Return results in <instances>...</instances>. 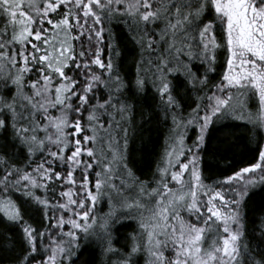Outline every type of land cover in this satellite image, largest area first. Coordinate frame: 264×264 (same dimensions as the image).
<instances>
[{
	"label": "snow or ice",
	"instance_id": "obj_1",
	"mask_svg": "<svg viewBox=\"0 0 264 264\" xmlns=\"http://www.w3.org/2000/svg\"><path fill=\"white\" fill-rule=\"evenodd\" d=\"M137 111L169 127L155 187L129 156ZM240 127L264 142V0H0V264H77L89 241L107 264H264V206L256 248L246 229L264 148L215 185L201 170L206 138ZM125 220L139 232L118 248Z\"/></svg>",
	"mask_w": 264,
	"mask_h": 264
},
{
	"label": "trees",
	"instance_id": "obj_2",
	"mask_svg": "<svg viewBox=\"0 0 264 264\" xmlns=\"http://www.w3.org/2000/svg\"><path fill=\"white\" fill-rule=\"evenodd\" d=\"M114 31L127 44L126 26L117 28L114 26ZM222 36V33L220 34ZM219 38V37H218ZM223 42V41H221ZM121 56L123 57V75H134L137 71L136 64L139 61L137 50L133 49L131 44H128L127 49L122 48ZM219 55L217 64L222 65L225 61L223 49L218 50ZM223 67H217V72H222ZM102 71V70H101ZM214 82L219 81V77L215 74L211 76ZM149 103L151 101H148ZM249 109L255 113L258 111L257 101L253 97L249 100ZM87 113L84 114V122L86 123ZM139 111L135 115V120L130 127L128 151L130 159L133 161L134 170L136 174L143 180L153 181L159 179L158 167L162 166L165 158V153L170 146L169 127L163 123H157L155 120L151 124H144ZM238 123V122H236ZM219 127V125H217ZM198 133V128H192L188 132V143L195 140ZM83 135V134H82ZM264 147V142L259 141V138H253L251 133L246 131L243 127L232 130H224L220 132H212L211 139L206 138L204 151L201 153L202 175L205 178V183L209 186L217 184L219 181L229 175H232L240 168L247 166L258 159V149ZM57 170H60L59 168ZM98 170V169H97ZM78 172H76V177ZM90 178L95 180V174H90ZM155 187V182L150 184ZM61 187L56 188V192L61 191ZM42 192L43 190H39ZM18 193L13 194V199H17ZM19 202V201H18ZM115 203V201H113ZM264 206V190L259 187L254 190L248 207V222L246 229L249 234V239L252 242L253 248L257 247L258 242L252 240V233L255 231L258 234V225L260 220L257 219L255 224L252 223V217H259L261 215L260 208ZM36 207L35 204L32 205ZM110 204L107 199L99 201L94 209L97 216H103L109 211ZM32 223L35 225L41 219L39 213H34ZM54 223V221H53ZM125 227H121L119 232L115 233L116 237L120 239V243L116 245L122 248L125 243H130L125 240V237L137 234L139 232V225L136 220H125ZM3 230V225L0 224V231ZM45 242L41 244V251L46 255ZM264 247V245H260ZM113 260L116 257L112 258ZM147 257L141 254L138 257V264H145ZM77 264H107V257L102 255L101 247L93 241H89L88 246L82 249Z\"/></svg>",
	"mask_w": 264,
	"mask_h": 264
},
{
	"label": "rangeland",
	"instance_id": "obj_3",
	"mask_svg": "<svg viewBox=\"0 0 264 264\" xmlns=\"http://www.w3.org/2000/svg\"><path fill=\"white\" fill-rule=\"evenodd\" d=\"M51 113H52L53 116H58V115H59V112H58L57 110H55V109L51 110ZM68 131H73V129H68ZM41 135H43V134L41 133ZM263 148H264V147H263ZM168 149H169V148H168ZM69 154H70V153H69ZM177 167H178V166H177ZM76 172L79 173V174H77V177H76V179L79 181V179H80V172H79V170H77ZM75 175H76V174H75ZM185 178H187V176H186ZM93 182H94V180H93ZM72 187L74 188L75 191L80 192V189H79L77 186L73 185ZM170 187L176 188V187H178V186L175 184V182H173L172 184H170ZM93 190H94V189H93ZM82 195H83V194L81 193V197H82ZM61 202H63V200H62ZM182 214H183V213H182ZM68 216H71V213H70V212L67 213V214L65 215V219H67ZM185 218H186V219H189L190 217L185 216ZM70 228H71V225H66V226H65V231H67V230L70 229ZM209 235H210V238H211V236L214 235V234H213V233H210ZM57 239H59V237H58ZM49 242H50V241L46 239L45 246H46ZM209 243H210V239H209ZM45 246H44V247H45ZM47 254H48V253L46 252V255H47Z\"/></svg>",
	"mask_w": 264,
	"mask_h": 264
}]
</instances>
